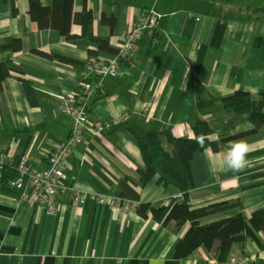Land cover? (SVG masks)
I'll return each instance as SVG.
<instances>
[{
  "label": "crops",
  "instance_id": "0c3cea01",
  "mask_svg": "<svg viewBox=\"0 0 264 264\" xmlns=\"http://www.w3.org/2000/svg\"><path fill=\"white\" fill-rule=\"evenodd\" d=\"M83 7L91 11L93 34L106 38L116 52L145 10L156 16V28L151 36L133 41L134 58L120 59L118 73L105 77L101 90L88 97L89 128L105 121L111 125L86 131L73 149L66 183L81 193L120 198V182L145 169L131 131L158 132L172 154L166 135L192 138V127L202 120L211 129L208 139L219 148L193 154L190 206L239 199L241 208L200 223L238 212L248 221L253 211L264 209V124L247 134L252 129L249 112L226 111L222 104L237 90L251 97L264 94V0H73V13ZM103 16L114 20L112 27ZM70 34L74 38L67 40L55 30L38 29L28 15V0H0V154L15 177L21 158L28 174L42 172L49 153L69 136L72 118L60 107L63 97L80 91L82 82L96 80L95 74L85 75L88 57L114 60L115 53L81 37L80 25L72 23ZM13 40L20 44L17 51L5 47ZM240 139L250 145L248 164L234 172L223 161L230 143ZM9 178L0 172V264H264L261 231L255 232L259 244L249 239L233 243L224 262L203 246L176 260L175 246L189 222L178 229L173 222L164 226L150 215L142 218L136 205L123 209L91 200L81 205L58 197L48 213L22 200V190L10 187ZM128 186L138 202L153 208L180 196L154 181L142 188ZM25 190L31 189L25 185Z\"/></svg>",
  "mask_w": 264,
  "mask_h": 264
},
{
  "label": "trees",
  "instance_id": "16d2710c",
  "mask_svg": "<svg viewBox=\"0 0 264 264\" xmlns=\"http://www.w3.org/2000/svg\"><path fill=\"white\" fill-rule=\"evenodd\" d=\"M72 4L73 0H52L50 7H44L39 0H28V15L38 29L55 30L67 40L74 38L70 34V26L72 23H76L81 27L82 38L95 43L102 50L116 53L109 47L106 38L93 34L91 11L83 7L81 12L73 13ZM102 21L110 27L114 23L112 18H105L104 16ZM5 47L17 51L20 44L17 40H13ZM34 51L45 58H56L63 62L76 64L74 61L63 57ZM90 55H93V53ZM24 87L27 92H30L29 84L24 83ZM222 104L226 111L234 113L249 112L252 129L247 134L255 133L264 124L263 93L251 97L247 92L237 90L225 97ZM192 130V138L166 135L168 143L173 146L172 154H169L162 146L158 132L144 129L131 131L138 144L145 169L138 172L137 178L128 177L120 182V198L138 202L137 194L130 189L128 182L140 188L151 181L164 187H173L179 192L180 196L172 200L168 206L153 208L149 203L138 202L135 206L136 213L142 218H147L150 215L154 221L164 226L173 222L178 229L183 224L190 223L175 246L173 259H186L197 248L203 246L209 251L215 252L218 262H224L233 243L249 239L259 244L255 232L261 231L264 233V209L253 211L248 221H246L242 212H238L232 216L209 223H200V220L205 217L233 208H241V201L239 199L222 201L200 208H191L189 203L190 192L194 188V182L190 171V160L196 152H201L204 149L217 151L219 148L217 142L208 139L211 129L207 122L198 120ZM229 139L233 138H227L226 140ZM198 141H202V143H198ZM0 170L2 177H10L8 184L18 177V174L15 177L14 174L10 173L11 170H6L4 165Z\"/></svg>",
  "mask_w": 264,
  "mask_h": 264
},
{
  "label": "built area",
  "instance_id": "2783aa9c",
  "mask_svg": "<svg viewBox=\"0 0 264 264\" xmlns=\"http://www.w3.org/2000/svg\"><path fill=\"white\" fill-rule=\"evenodd\" d=\"M156 28V16L152 11L145 10L141 20L134 22L124 37L122 47L115 53L114 60L103 61L95 56H89L85 63V75L95 74L96 80L84 81L76 94H68L62 99L61 112L72 118V126L67 139L61 142L48 155L47 167L39 173H27L26 159L21 158L16 163L18 177L9 182L10 187L21 189V199L32 201L45 207L48 213L55 210L53 199L67 198L76 204L83 205L87 200L100 205L129 209L136 205L133 200L122 198H105L93 192L81 193L73 185L66 183V169L73 149L80 144L87 130L102 131L111 125V122L95 123L92 128L87 116V99L101 90L102 80L108 76H115L119 71L120 59L131 61L136 53L133 41L142 34L152 35ZM5 156L0 154V169L4 165ZM27 174L28 176H25ZM23 176L27 177L26 181ZM26 182V183H25ZM30 191L25 190V185Z\"/></svg>",
  "mask_w": 264,
  "mask_h": 264
},
{
  "label": "clouds",
  "instance_id": "9594fccd",
  "mask_svg": "<svg viewBox=\"0 0 264 264\" xmlns=\"http://www.w3.org/2000/svg\"><path fill=\"white\" fill-rule=\"evenodd\" d=\"M198 143H202V141H198ZM249 151L250 145L246 140L240 139L231 142L223 161L225 168L234 172L243 171L248 164Z\"/></svg>",
  "mask_w": 264,
  "mask_h": 264
}]
</instances>
